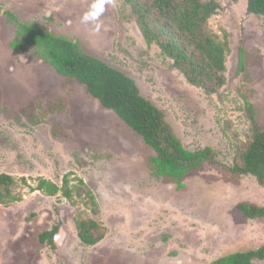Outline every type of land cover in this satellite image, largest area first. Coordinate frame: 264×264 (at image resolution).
Wrapping results in <instances>:
<instances>
[{"label": "rangeland", "instance_id": "rangeland-1", "mask_svg": "<svg viewBox=\"0 0 264 264\" xmlns=\"http://www.w3.org/2000/svg\"><path fill=\"white\" fill-rule=\"evenodd\" d=\"M217 1L207 31L226 32L231 52L224 86L207 95L146 45L125 0H105L99 32L81 22L96 0H0V174L12 177V193L21 196L0 205V264H209L264 246V219H245L237 209L263 207L264 188L226 171L250 141L246 101L264 128V18L246 14L247 0ZM4 11L124 73L187 150L210 147L220 166L190 173L180 190L154 179V154L139 136L82 86L33 59L30 48H11L15 27ZM65 177L72 201L30 191L39 179L61 186ZM77 220L96 222L102 240L83 245ZM54 227V245L41 244L39 235Z\"/></svg>", "mask_w": 264, "mask_h": 264}, {"label": "trees", "instance_id": "trees-1", "mask_svg": "<svg viewBox=\"0 0 264 264\" xmlns=\"http://www.w3.org/2000/svg\"><path fill=\"white\" fill-rule=\"evenodd\" d=\"M125 3L146 45L157 46L191 86L207 95L215 94L224 86L222 74L231 52L228 34L222 32L220 38L207 31L209 19L220 9L217 0H125ZM246 14L264 18V0H247ZM2 15L15 27L10 44L14 51L30 48L33 59L47 64L60 77L82 86L92 100L141 138L154 154L148 159L154 179L174 183L180 190L190 173L204 166H220L210 147L187 150L164 114L141 95L135 82L124 73L85 53L77 42L53 35L44 26L21 22L9 11ZM242 56L239 50V71L244 70ZM244 110L250 122V141L226 171L236 178L252 177L264 188V128L258 125L256 108L252 104L246 101ZM13 183L11 176L0 174V205L11 206L21 201V196L12 193ZM30 191L50 197L60 193L67 201L73 198L66 177L61 186L39 179ZM237 209L245 219H264V206L241 203ZM75 228L78 239L85 246H95L103 238L99 225L92 220H77ZM57 234L58 227L42 232L39 242L52 247ZM256 261H264V246L229 254L209 264H254Z\"/></svg>", "mask_w": 264, "mask_h": 264}, {"label": "clouds", "instance_id": "clouds-1", "mask_svg": "<svg viewBox=\"0 0 264 264\" xmlns=\"http://www.w3.org/2000/svg\"><path fill=\"white\" fill-rule=\"evenodd\" d=\"M108 3H111L112 0H107ZM104 3L105 0H96V2L92 5L91 9L86 12L83 17L81 18V22L88 24H94V30L99 32L101 30L102 25L98 23L99 17L101 16L104 10Z\"/></svg>", "mask_w": 264, "mask_h": 264}]
</instances>
